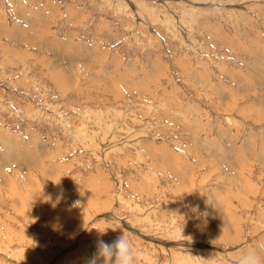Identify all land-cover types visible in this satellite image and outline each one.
I'll return each instance as SVG.
<instances>
[{
  "label": "rangeland",
  "instance_id": "374dc122",
  "mask_svg": "<svg viewBox=\"0 0 264 264\" xmlns=\"http://www.w3.org/2000/svg\"><path fill=\"white\" fill-rule=\"evenodd\" d=\"M0 169V264H264V0H0Z\"/></svg>",
  "mask_w": 264,
  "mask_h": 264
},
{
  "label": "clouds",
  "instance_id": "9594fccd",
  "mask_svg": "<svg viewBox=\"0 0 264 264\" xmlns=\"http://www.w3.org/2000/svg\"><path fill=\"white\" fill-rule=\"evenodd\" d=\"M96 249L87 264H139L142 256L124 234L111 243L99 239ZM240 264H261V258L256 253H249L241 259Z\"/></svg>",
  "mask_w": 264,
  "mask_h": 264
},
{
  "label": "bare ground",
  "instance_id": "6f19581e",
  "mask_svg": "<svg viewBox=\"0 0 264 264\" xmlns=\"http://www.w3.org/2000/svg\"><path fill=\"white\" fill-rule=\"evenodd\" d=\"M44 51V50H43ZM58 63V62H57ZM255 74H257V73H255ZM258 75V74H257ZM258 76H260V74L258 75ZM16 145V144H15ZM8 147V146H7ZM11 148H13L12 146L10 147V150H11ZM15 148V147H14ZM13 148V149H14ZM11 150V151H9L8 153H13L12 151H14V150ZM16 150H18L17 148H16ZM15 152V151H14ZM18 153V152H17ZM19 154V153H18ZM20 154H22V153H20ZM28 154V153H27ZM10 156H11V154H9ZM27 156V155H26ZM23 157V156H22ZM24 160V159H23ZM19 161V160H18ZM34 161V160H33ZM4 162V161H3ZM30 162V161H29ZM6 163H8V162H6ZM22 163H24V162H22ZM27 163H28V161H27ZM0 171L2 172V170L0 169ZM4 182V181H3ZM56 191V190H55ZM224 212V211H223ZM217 223V222H216ZM214 225H217V224H214ZM229 237V236H228Z\"/></svg>",
  "mask_w": 264,
  "mask_h": 264
}]
</instances>
